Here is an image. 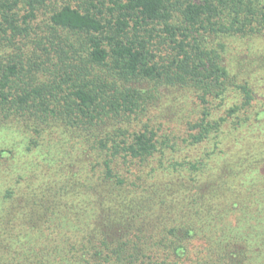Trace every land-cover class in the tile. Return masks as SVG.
Returning <instances> with one entry per match:
<instances>
[{
  "label": "trees",
  "instance_id": "16d2710c",
  "mask_svg": "<svg viewBox=\"0 0 264 264\" xmlns=\"http://www.w3.org/2000/svg\"><path fill=\"white\" fill-rule=\"evenodd\" d=\"M0 264H264V0H0Z\"/></svg>",
  "mask_w": 264,
  "mask_h": 264
}]
</instances>
